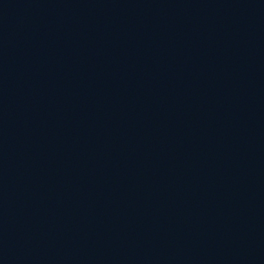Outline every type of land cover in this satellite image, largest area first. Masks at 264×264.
I'll list each match as a JSON object with an SVG mask.
<instances>
[{"label":"water","instance_id":"obj_1","mask_svg":"<svg viewBox=\"0 0 264 264\" xmlns=\"http://www.w3.org/2000/svg\"><path fill=\"white\" fill-rule=\"evenodd\" d=\"M0 264H264V0H0Z\"/></svg>","mask_w":264,"mask_h":264}]
</instances>
